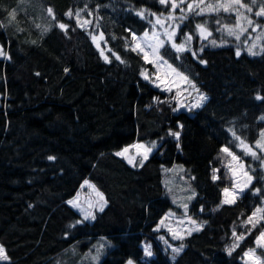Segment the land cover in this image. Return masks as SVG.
I'll return each mask as SVG.
<instances>
[{
  "label": "trees",
  "instance_id": "16d2710c",
  "mask_svg": "<svg viewBox=\"0 0 264 264\" xmlns=\"http://www.w3.org/2000/svg\"><path fill=\"white\" fill-rule=\"evenodd\" d=\"M192 2L0 0V246L8 257L0 264H58L98 237L107 245L97 264H242L264 227L260 217L255 228L246 223L264 202V168L237 147L263 127L264 16L256 13L264 0H203L190 11ZM154 15L177 45L191 36L185 51L166 42L159 56L207 97L199 107L176 110L172 89L141 76L149 65L132 50L133 34L147 32ZM249 43L261 51L251 55ZM133 142L156 145L142 166L115 155ZM228 153L252 175L232 204L222 203L232 185ZM173 163L190 176L187 214L201 226L170 241L183 245L179 253L163 250L153 229L170 207L160 177ZM84 179L104 201L91 221L66 203Z\"/></svg>",
  "mask_w": 264,
  "mask_h": 264
},
{
  "label": "rangeland",
  "instance_id": "374dc122",
  "mask_svg": "<svg viewBox=\"0 0 264 264\" xmlns=\"http://www.w3.org/2000/svg\"><path fill=\"white\" fill-rule=\"evenodd\" d=\"M202 2L203 0H193L192 5L196 6L200 4L201 6ZM172 4L173 1L171 2V8H172ZM77 13L78 12L74 13V17L75 19L79 20ZM157 19H159L160 23H157ZM166 28L167 25L165 23V20L163 22L162 17L154 15L150 20L149 30H147V32H144L140 35H136L135 36L136 39L135 40L133 39L131 47L134 48L136 47L137 44L140 45V47H142L144 51L141 52L137 50L136 52H138L141 55L144 61H145L144 52H147L148 61H151V62L145 61L146 63H148L149 68H147L145 71L142 72L145 73L149 77V79H145L144 76L141 75L142 78L149 81L155 87L162 88L165 90L172 89L177 106L176 110L184 109L188 111L191 108H196L194 105H196L197 103H200V105L202 104V102H200V97H201L200 93L196 90V88L190 81L183 80L181 75L175 72V70L171 66H169L164 60L161 59V57L159 56L160 47L157 49L156 54L153 55V52L148 47H145L144 40L140 39L141 37L144 36L145 33H147L149 37V41L154 44L155 42L152 41L151 38L153 33H157L159 40H164L165 43L168 42L172 45V41H169L167 36L165 35ZM89 33L90 36L92 35L97 36V33L94 31H90ZM259 39L260 36L254 37L255 42H258ZM248 46L251 49H255L257 53L261 51V49H259L261 48L260 45H258L259 48L254 47L253 45L251 46L250 43L248 44ZM1 56L2 55H0V57ZM258 119L263 123V127L259 131L257 139L251 144L246 143L242 140H238L237 147L245 156H248L251 159H258L260 166L264 168V159L263 158L259 159V154H264V136L261 135L262 133H264V115H260ZM258 141L260 142L262 147H257ZM138 143L141 142H133L131 144L123 146L121 149L117 150L116 152L121 151L125 147H129V153L127 155L135 156L136 150L134 148H131L130 146ZM251 152H255L256 156L254 157L253 155H251ZM233 156L237 157L238 159L234 160ZM122 158L128 163L125 157ZM136 159H137L136 165H139L138 161L140 157L137 156ZM225 167L229 171V174L232 178V185L227 188L229 189L228 195L225 194L224 189L222 190V203L232 204V203H225L224 201L226 199H233V198L236 200V198L240 196L250 184L251 181H248V177L249 176L252 177V175L250 174L249 170L246 168L244 161L234 153H231V155H229ZM160 182L163 188V195L170 202V207L157 220L153 229L157 231L156 238L163 245H166V248H164L163 250H166L170 247L168 251H173L174 248L172 246L167 247V245H170L171 240H175L173 239V235H172L173 232H178L184 238L185 236L188 235L187 234L188 231H190L195 227V225L191 223V221L194 220L188 216L187 208L185 209V205H187L188 207V204L194 198L195 192L190 182V176L188 175L187 170L181 163H173L169 167H163L161 172ZM245 184H247L246 187ZM241 188H243L242 193L239 192V189ZM68 201H73L76 206H74V204H69ZM66 203L78 213L79 220L81 221H91L92 219H84L85 212H91L92 216H94L95 212L100 210V205L101 204L104 205V201L100 200V193H98V191L94 189L92 184L87 179H84L81 182L76 193L70 199H68ZM257 209H264V202L256 206L250 215L252 216L254 211L256 212ZM261 216H264V213L258 212L256 216L253 218V221H256V218ZM248 218L246 219V222L248 221ZM162 221L163 224H161ZM196 225H200V224L196 222ZM193 232L196 231H191V233ZM261 232H264V227ZM259 236L260 234L255 238L253 244L243 253L241 258L239 259V261L242 264H254L255 260H259L261 264H264V260H263L264 241H260L258 243L257 238ZM181 240L182 239H180V241ZM106 245H107L106 240L103 237H98L92 242L90 247L85 251H81V252L75 251V248L73 247L70 250V254L68 255V257L66 258V256H64L60 258L58 264H97L106 250ZM141 245L143 249L145 248L146 245L150 246L149 243H144V242H142ZM171 245H173L175 248L180 247L179 245H176L174 243H171ZM246 253H248L249 255H246ZM144 257H150V256L146 255L144 251ZM0 261H5V260H0ZM129 261L130 259L126 260L124 264H128ZM133 264L135 263L133 262Z\"/></svg>",
  "mask_w": 264,
  "mask_h": 264
},
{
  "label": "snow or ice",
  "instance_id": "6c2138e0",
  "mask_svg": "<svg viewBox=\"0 0 264 264\" xmlns=\"http://www.w3.org/2000/svg\"><path fill=\"white\" fill-rule=\"evenodd\" d=\"M159 2H160L161 4H165V3H166V0H159ZM176 7H177V5L173 3V4H172V8L175 9ZM196 7H199V5H196ZM221 7H222V6H221ZM193 8H194V6H193L192 4H189V5H188V9H189L190 11L193 10ZM211 10L215 11V10H218V8H216V9H211ZM224 10H225V11H228L229 9H228L227 7H225ZM248 10L251 11V9H248ZM48 11H49V13H51V9H48ZM202 12H203V9H201V14H202ZM137 14L140 15V16H142V17L144 16V12H143V11L138 12ZM68 15L71 16V13H69ZM78 15H79V13H77V16H78ZM237 15L239 16V13H237ZM256 15H262V16H264V8H262L260 12H257ZM170 18H171V17H170ZM87 23H90V22L85 21V24H87ZM157 23H160L159 19H157ZM248 23L251 24L252 21H251V20H248ZM83 26H84V25H81V27H83ZM59 27H60L61 29H63V30H67V26H66L65 24H60ZM225 27L227 28V26H225ZM197 28L200 30L201 34H203V33L205 32V29H204L203 25H197ZM227 31H228V34H229V35H234V34H235L234 31H233V29H231V28H227ZM242 31H243V29H242ZM165 34L167 35L168 40H169V41H172V47H173V48L176 50V52H178V53H179V52H183V51H185V50H186V45H187L188 42L191 40V36H188V37H186V39H185V43L177 45V44L173 41V39H172V38H173V35L175 34L174 31L171 32V33L166 32ZM237 38H239V37L237 36ZM93 39H95V37H93ZM133 39H134V40L136 39L135 34H133ZM140 39H143V40H144V42H145V47H148V48L153 52V55H155L157 49H158L159 47H162V46L164 45V43H165L164 40H159V39H158V34H157V33H153L152 38H151V40L155 42L154 44L151 43V42L149 41V37H148V34H147V33H145L144 36L141 37ZM213 43H215V42H213ZM132 50H133V51H137V50H139V51H141V52L144 51V49H143L142 47H140V45H138V44H137L136 47H134ZM248 51H249V53H250L251 55H256V54H257V53H255V52H253L251 48H250ZM2 54H3V53L0 52V55H2ZM240 54H241L240 51L237 50L236 55L239 56ZM193 55H196V53H193ZM105 59H107V57H105ZM117 59H119V57H117ZM144 59H145L146 62H151V61H148V53H147V52H144ZM201 63H206V61H201ZM66 71H67V70H66ZM141 75H143L145 79H149V77H148L145 73H141ZM181 75H182V74H181ZM182 79L185 80V81L188 80V78H187L186 76H182ZM169 90H170V89H169ZM205 99H207V97L204 96L203 94H201L200 102H202V101L205 100ZM257 99H264V98H262V97H257ZM194 106H195V107H199V106H200V103H197V104L194 105ZM172 135L178 137V136H179V133H178V132H177V133H172ZM261 135L264 136V133H262ZM241 143H243V142H241ZM130 147H131V148H134V149L136 150V155H135V156H129V155H127V154L129 153V147H125V148L122 149L121 151L116 152L115 155L125 157V158L127 159L128 163H129V164H132L133 166H136V164H137V159H136V158H137V156H139L140 159H139L138 163H139L140 166H142L143 163H144V161L148 159V155H149V153L152 152L153 148L156 147V145H155V143H153V144L149 147V146H147V145H145V144L138 143V144L131 145ZM257 147H262V145L260 144L259 141L257 142ZM222 151H224V152H229L228 148H224ZM229 155H231V153H229ZM251 155H253V156L255 157V156H256V153H255V152H251ZM48 159H49V160H54L55 157H53V156H49ZM233 159L235 160V159H238V158L235 157V156H233ZM241 167H242V165H241ZM214 171H215V170H214ZM245 175H246V173H245ZM212 178H213V180L217 179V177H216L215 175H213ZM251 179H252V177L249 176V177H248V181H251ZM86 183H87V182H86ZM246 186H247V184H245V187H246ZM257 191H259V190H257ZM224 192H225L226 195H228V194H229V189L225 188V189H224ZM239 192L242 193V192H243V188L239 189ZM100 200L103 201V196H102V194H100ZM224 202H225V203H234V202H235V199H234V198H233V199H226ZM68 203H69V204H74L73 201H68ZM74 206H76V205L74 204ZM186 208H187V205H185V209H186ZM100 210L103 211V204L100 205ZM82 211H83V210H82ZM258 212H264V209H257L256 212H254V213L252 214V216H250V217L248 218V221L246 222V223L252 224V227H253V228H255L256 224L259 223L260 220H264V216H261V217H260V220H256L255 222H253V218L256 216V214H257ZM94 218H95V217L92 216L91 212H85L84 219H94ZM191 223H192L193 225H195V227H194L193 229H191L190 231H188V233H187L188 235L191 234V231H199V230H200V227H201L200 225H196V221H191ZM161 224H163V221L161 222ZM172 235H173V239H183V236L180 235L178 232H173ZM233 236L236 238L237 241L244 239L243 236H236L235 231H233ZM260 241H264V232H261V233H260V236L257 238V242L259 243ZM235 246H236V245L234 244L232 248H229V249H228L229 254H231V251L233 250V248H234ZM182 249H183V245H181V246L178 247V248H174V249H173V252H174V253H179V252L182 251ZM144 251H145V254H146V255H148V256H151V255H152V252H151V250H150V246L146 245L145 248H144ZM246 255H249V254L246 253ZM7 259H8V257H7V255H6L5 249H4L2 246H0V260H7ZM128 264H133V262L130 260V261L128 262ZM254 264H261V262H260L259 260H255V261H254Z\"/></svg>",
  "mask_w": 264,
  "mask_h": 264
},
{
  "label": "crops",
  "instance_id": "0c3cea01",
  "mask_svg": "<svg viewBox=\"0 0 264 264\" xmlns=\"http://www.w3.org/2000/svg\"><path fill=\"white\" fill-rule=\"evenodd\" d=\"M0 262H4V261H0Z\"/></svg>",
  "mask_w": 264,
  "mask_h": 264
}]
</instances>
